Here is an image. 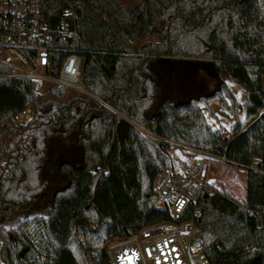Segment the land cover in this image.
Wrapping results in <instances>:
<instances>
[{"label": "trees", "instance_id": "trees-1", "mask_svg": "<svg viewBox=\"0 0 264 264\" xmlns=\"http://www.w3.org/2000/svg\"><path fill=\"white\" fill-rule=\"evenodd\" d=\"M37 1L50 24L74 5L78 33L64 46L83 58L85 89L117 113L76 92L39 99L26 79L0 78V264H107V240L186 220L192 203L179 216L153 203L171 147L223 155L245 174L242 202L204 187L196 204L206 264H264V0H141L132 12L118 0ZM226 82L244 93V120ZM213 99L235 115L228 132L206 121L200 104L212 115ZM29 105L28 120L8 122ZM21 211L28 217L7 228Z\"/></svg>", "mask_w": 264, "mask_h": 264}, {"label": "built area", "instance_id": "built-area-1", "mask_svg": "<svg viewBox=\"0 0 264 264\" xmlns=\"http://www.w3.org/2000/svg\"><path fill=\"white\" fill-rule=\"evenodd\" d=\"M78 33L77 12L73 4L65 6L57 21L50 24L41 14L37 0H0V78L26 79L30 89L39 99L58 97L66 88L93 97L82 82L83 58L75 49L64 43ZM53 52H63L53 67ZM93 99H97L96 97ZM104 107L117 113L104 101ZM34 113L33 105L26 106L8 117V122L17 125L28 120ZM134 127L144 138L156 141L159 138L150 130L137 124ZM188 149L192 158L176 159L168 155L170 165L159 170L152 184V198L156 207H169L179 216L186 206L193 204L189 217L181 222H160L143 226L129 235L114 237L107 244V264H206L196 262L197 251L191 241L196 232V219L200 210L196 204L208 185L212 163H229L223 155ZM260 160L255 158L252 168L257 169ZM181 235L188 238V247L181 242Z\"/></svg>", "mask_w": 264, "mask_h": 264}, {"label": "rangeland", "instance_id": "rangeland-1", "mask_svg": "<svg viewBox=\"0 0 264 264\" xmlns=\"http://www.w3.org/2000/svg\"><path fill=\"white\" fill-rule=\"evenodd\" d=\"M122 7L128 11V12H132L134 10L135 7L139 6L141 3V0H118ZM154 38L153 36L150 35H146L144 37H142L134 46L133 48H137L140 49L142 48L144 45H146L147 43L150 42H154ZM262 81H263V77H262ZM230 89H231V85H233L232 83L226 82ZM75 92L72 89H68L66 88V92L64 97H67L71 94H74ZM90 93V92H89ZM91 94V93H90ZM92 95V94H91ZM93 96V95H92ZM223 98L225 97V95H223ZM92 98H95L94 96ZM236 98V97H235ZM64 99V98H63ZM62 99V100H63ZM97 100V99H94ZM212 101H216L217 106L215 104H212ZM227 101L229 103V99L227 98ZM237 101V98H236ZM96 103V102H95ZM238 112L240 113L241 111H243L240 102H238ZM209 104V108L212 109L213 114L210 115L208 114V110L207 107L204 104H200L201 108L204 109V112L207 114V116L205 115L206 121L207 123H209L212 127L214 128H221L224 129L225 132H228L231 128V125L233 124V122L235 121V115L234 113L231 111V107L230 105H224V104H220L219 100H210L208 102ZM219 108V109H215V108ZM240 117V116H239ZM233 118V119H232ZM240 120H244V119H240ZM156 142V141H155ZM172 151L171 154L177 159H181V160H186L188 158H192V155L190 152H188V149L183 148V147H171ZM213 165V163H212ZM210 168V172L209 175L207 177L208 179V185L209 187L213 190V189H217V190H226L227 193L229 194V196L233 197L236 200H239L240 202H242L244 199V189H245V174L243 172V169L236 167L235 165L231 164V163H216L215 165L212 166ZM218 167H226L224 169L223 172V176H219L218 172H216V169H218ZM28 217V213L26 211H21L18 213H15L14 215H12L10 217V221H8L6 223V227L9 228L11 226H13L17 221ZM2 221V216L0 215V222ZM111 239L107 240L104 245L107 246V244L109 243ZM181 242L183 247L185 248V250L188 247V238L185 235H181ZM191 248L197 251V254L195 256V260L196 262H205L204 256L201 253L200 250V246H199V241L197 237H193L192 241H191ZM1 262V260H0Z\"/></svg>", "mask_w": 264, "mask_h": 264}, {"label": "crops", "instance_id": "crops-1", "mask_svg": "<svg viewBox=\"0 0 264 264\" xmlns=\"http://www.w3.org/2000/svg\"><path fill=\"white\" fill-rule=\"evenodd\" d=\"M230 86H231V90H232V92L234 93V95H235V97L237 98V101L238 102H240V103H242L243 101H244V93H243V91L240 89V88H238V87H236L235 85H231L230 84ZM211 104H212V107H213V104H215L216 106H217V104L218 103H216V101H212L211 102ZM215 108V107H214ZM215 109H219L218 107L217 108H215ZM203 110V112H204V109H202ZM204 114L207 116V114L204 112ZM239 116H240V118L241 119H244V116H245V111L243 110V111H241L240 113H239ZM208 117V116H207ZM233 119V118H232ZM244 199V198H243Z\"/></svg>", "mask_w": 264, "mask_h": 264}, {"label": "water", "instance_id": "water-1", "mask_svg": "<svg viewBox=\"0 0 264 264\" xmlns=\"http://www.w3.org/2000/svg\"><path fill=\"white\" fill-rule=\"evenodd\" d=\"M263 85H264V76H263ZM26 250V247H24L22 250H20V254H23V252ZM259 262V259L258 257H254L252 260H251V263L252 264H257Z\"/></svg>", "mask_w": 264, "mask_h": 264}]
</instances>
